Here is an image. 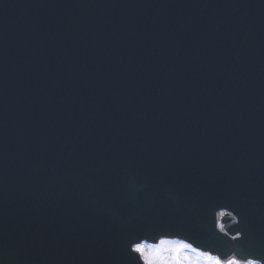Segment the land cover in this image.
Listing matches in <instances>:
<instances>
[{"label": "water", "instance_id": "1", "mask_svg": "<svg viewBox=\"0 0 264 264\" xmlns=\"http://www.w3.org/2000/svg\"><path fill=\"white\" fill-rule=\"evenodd\" d=\"M171 220L207 247L145 242L264 258V0H0V264Z\"/></svg>", "mask_w": 264, "mask_h": 264}, {"label": "snow or ice", "instance_id": "2", "mask_svg": "<svg viewBox=\"0 0 264 264\" xmlns=\"http://www.w3.org/2000/svg\"><path fill=\"white\" fill-rule=\"evenodd\" d=\"M226 207H221L220 211H215L214 220L209 222L207 217L204 218L205 224H212L211 231L207 233L208 236L214 239H220L222 237H227L229 242L235 243L244 239V234L241 231H238L236 235H229L228 233H223L222 225H219V218L224 217L225 215L235 214L234 219L238 217L234 210H229L227 213L224 212ZM240 220H236V224H239ZM171 233H183L186 239H191L193 243L198 245L197 247L206 248L207 246L200 242L199 239L194 238L193 236L187 235L183 230V225L178 220H171L166 222L157 223L150 226L149 228L140 231L130 233L125 237L124 245L127 251L128 257L132 260V264H154L156 261H160L161 264H184L185 261H188L189 257L182 255V249L191 248V245L188 243H180L177 246V241H171L168 239H159L158 244L148 245L145 243V240L149 237L155 239L157 235L162 234H171ZM214 234V235H213ZM195 251L196 249H192ZM207 252L198 253L202 257H206L214 261V264H264V258L257 259H237L235 254L231 255L227 259H221L220 254L213 256L210 253L213 252L211 248H207ZM171 253V254H170Z\"/></svg>", "mask_w": 264, "mask_h": 264}, {"label": "rangeland", "instance_id": "3", "mask_svg": "<svg viewBox=\"0 0 264 264\" xmlns=\"http://www.w3.org/2000/svg\"><path fill=\"white\" fill-rule=\"evenodd\" d=\"M177 242V246H178ZM183 253V256H187L189 257L188 261H185L184 264H201V258L202 256L198 255V253L196 251H193L192 249H188V248H184L181 250ZM171 254V253H170Z\"/></svg>", "mask_w": 264, "mask_h": 264}, {"label": "clouds", "instance_id": "4", "mask_svg": "<svg viewBox=\"0 0 264 264\" xmlns=\"http://www.w3.org/2000/svg\"><path fill=\"white\" fill-rule=\"evenodd\" d=\"M200 262H201V264H214V261H212L211 259H208L206 257H202ZM154 264H161V262L156 261V262H154ZM169 264H171V262H169Z\"/></svg>", "mask_w": 264, "mask_h": 264}]
</instances>
